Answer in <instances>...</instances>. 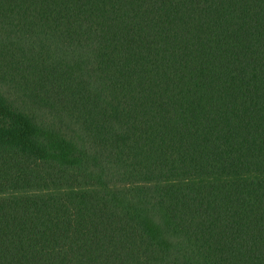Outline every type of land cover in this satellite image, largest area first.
Segmentation results:
<instances>
[{"label": "trees", "instance_id": "obj_1", "mask_svg": "<svg viewBox=\"0 0 264 264\" xmlns=\"http://www.w3.org/2000/svg\"><path fill=\"white\" fill-rule=\"evenodd\" d=\"M0 264H264V0H0Z\"/></svg>", "mask_w": 264, "mask_h": 264}]
</instances>
